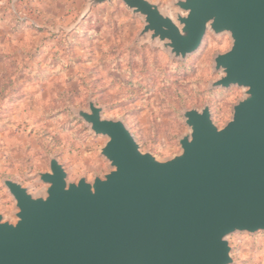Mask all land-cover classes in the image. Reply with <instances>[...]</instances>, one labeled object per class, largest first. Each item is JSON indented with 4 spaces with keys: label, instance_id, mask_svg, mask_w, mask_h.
I'll use <instances>...</instances> for the list:
<instances>
[{
    "label": "water",
    "instance_id": "1",
    "mask_svg": "<svg viewBox=\"0 0 264 264\" xmlns=\"http://www.w3.org/2000/svg\"><path fill=\"white\" fill-rule=\"evenodd\" d=\"M90 6L113 0H90ZM144 18L142 36L175 58L195 53L208 30L229 34L216 56L214 88H244L232 120L219 128L206 106L184 114L182 153H144L123 121L90 102L80 111L113 168L93 182H68L53 158L39 174L46 195L5 181L17 221L0 215V264H233L227 238L264 232V0H180L176 17L148 0H121Z\"/></svg>",
    "mask_w": 264,
    "mask_h": 264
},
{
    "label": "rangeland",
    "instance_id": "2",
    "mask_svg": "<svg viewBox=\"0 0 264 264\" xmlns=\"http://www.w3.org/2000/svg\"><path fill=\"white\" fill-rule=\"evenodd\" d=\"M175 18L180 0H148ZM0 0V215L15 223L18 209L5 181L33 197L46 195L39 174L57 159L68 182H93L113 170L97 136L79 117L90 102L104 119L123 121L141 151L160 161L180 155L190 133L184 114L211 110L224 128L246 97L237 86L212 85L223 76L217 55L232 47L229 34L208 30L200 48L175 58L142 36L144 18L121 0ZM227 240L233 264H264V232Z\"/></svg>",
    "mask_w": 264,
    "mask_h": 264
}]
</instances>
